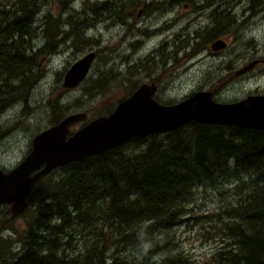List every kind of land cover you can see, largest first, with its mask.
I'll use <instances>...</instances> for the list:
<instances>
[{
    "label": "trees",
    "instance_id": "trees-1",
    "mask_svg": "<svg viewBox=\"0 0 264 264\" xmlns=\"http://www.w3.org/2000/svg\"><path fill=\"white\" fill-rule=\"evenodd\" d=\"M67 1L61 0L62 8ZM21 2L19 18L9 23L0 18V111L27 99L40 61L54 52L59 40L69 46L84 40L79 33L69 34L76 30L69 18L63 22L71 30L61 32L58 40L62 22L50 18L43 43L37 45L38 20L30 21L28 33ZM29 3L32 9L38 2ZM119 3L106 0L95 10L119 8ZM0 11L7 14L3 7ZM105 83L100 76L90 90L101 93ZM122 100L98 115L110 113ZM50 105L53 125L64 117L67 105ZM223 184L234 185L236 197L216 219L222 247L206 264H264V131L196 122L132 137L42 178L22 214L31 213L24 230L16 240L0 233V264H198L169 248L170 231L186 215L185 203L194 199L195 188Z\"/></svg>",
    "mask_w": 264,
    "mask_h": 264
},
{
    "label": "rangeland",
    "instance_id": "rangeland-1",
    "mask_svg": "<svg viewBox=\"0 0 264 264\" xmlns=\"http://www.w3.org/2000/svg\"><path fill=\"white\" fill-rule=\"evenodd\" d=\"M2 1L8 2V0H0L1 6ZM60 1H45L41 8L35 9L36 11L41 9L39 14L33 12L35 7L32 8L30 19L27 20L29 21L27 30L31 33L30 21L38 20H35L38 27L34 30V43L37 45L43 43L42 33L45 31L43 30L45 21L50 18L62 22L61 30L57 34L58 40L64 35L60 34L61 32L70 29L69 25L64 27L66 21L63 22L68 18L76 29L74 33L71 31L69 34L75 36L79 33L84 40L76 41L72 46L59 40L54 52L47 59L40 61L36 69L37 74L28 90L27 99L25 101L17 99L16 102L0 111V169L4 171H9L16 166L30 151L33 137L52 125L50 104L54 102L67 105L64 116L83 112L91 120L108 109L111 104H115L117 100L129 96L142 82H149L162 73L164 68L173 67L176 61H181L182 69L181 64H178L175 68V76L170 80L169 86L164 88V95L171 99H165L159 94L161 99L158 100L161 102L180 101L181 98L195 92L198 87L213 88L216 81L215 74H218V77L228 72L231 74L232 65L243 64L253 58L264 59V21L262 22L264 12H260L258 16L251 19L252 28H249L245 35L234 33V28L226 25L223 38L228 42L227 48L217 54L211 53L209 47L207 50L201 49L204 59L191 68H183L188 61L191 63L196 59L182 61L185 52L191 51V48H197V43L201 40L198 42L197 39L192 40L190 34L185 35L186 30H183L185 24L181 21L174 27L176 36L169 34V29L166 34L153 36L150 40H147L145 36L137 35L134 29L142 33L145 28L156 26L151 16L136 18V11L144 5L145 0H137L140 6L136 9L134 16L128 20L127 26H121L116 16L119 15L120 3L119 8L116 5L108 7L105 5L103 9L95 10V5L99 6L106 0H68L67 5H70L72 9H64ZM36 5L38 6V3ZM210 10L209 7L204 9V14L199 20L200 26L204 28L210 22L207 15ZM175 12L164 15H171L172 25L180 19L186 20V16L175 17ZM39 15H45L47 18L40 20ZM238 18L242 20L240 16ZM223 20L229 24V20L225 18ZM125 32V38L120 39ZM151 32L150 30L146 33ZM70 35L65 36L71 38ZM29 38H27L28 43L32 41V37ZM135 38L141 43L138 42L131 46L130 43L135 41ZM164 40L168 41V46H164V51L170 53L171 58L168 63L160 58L167 53L159 55L155 50L161 47ZM212 41L204 40L202 43L209 46ZM90 51L96 54L86 78L74 88H64L62 82L65 72L77 59ZM174 53L175 59L173 58ZM237 54L242 57H237ZM246 58L248 59L244 61ZM227 65L230 67L226 68ZM138 67H143L145 70H138ZM133 69L137 73L130 77V71ZM100 76L106 82L103 85V92L93 93L94 91L90 89L96 85V80ZM199 76H201L200 81H198ZM256 90L264 93V65L259 66L242 79L232 82L228 87L223 85L222 91L214 89V99L219 102L235 101ZM160 93L163 94V91L161 90ZM76 100L78 104L73 105ZM84 123V121L77 122L72 130L79 129ZM233 188L234 185L231 184H223L215 188L207 185L195 188L194 199L185 203V208L188 209L185 212L186 215L170 231L172 242L168 243L169 248L193 258L198 264H206L215 251L222 247L223 234L219 229L220 226H217L216 219L222 216L221 210L224 206L236 197H234ZM227 189H230V192ZM6 206H0V233L4 237L16 240L17 234L24 230L29 221L31 213L11 218L9 215L5 216ZM15 243H12L14 250L17 247ZM73 252L76 253L75 250Z\"/></svg>",
    "mask_w": 264,
    "mask_h": 264
},
{
    "label": "water",
    "instance_id": "water-1",
    "mask_svg": "<svg viewBox=\"0 0 264 264\" xmlns=\"http://www.w3.org/2000/svg\"><path fill=\"white\" fill-rule=\"evenodd\" d=\"M216 43V44H215ZM214 46H224L218 40ZM95 58L90 51L65 72L62 86L71 89L86 77ZM251 62L237 73L251 68ZM153 85H140L114 109L99 115L72 132L74 124L86 121V113L64 116L56 124L37 133L28 154L11 170L0 169V205L7 204L10 215L17 216L29 206L33 186L54 169L116 147L132 137L162 134L189 122L235 126L264 131V95L219 102L210 91L193 93L180 101L164 104L154 99Z\"/></svg>",
    "mask_w": 264,
    "mask_h": 264
},
{
    "label": "flooded vegetation",
    "instance_id": "flooded-vegetation-1",
    "mask_svg": "<svg viewBox=\"0 0 264 264\" xmlns=\"http://www.w3.org/2000/svg\"><path fill=\"white\" fill-rule=\"evenodd\" d=\"M18 1H22L20 3V5L22 6V10L24 12L23 18L28 17V18H26V20L30 19V13H32V9H31V7L29 8L28 5L30 4L29 2L31 0H11V2H10V0H8L7 3L5 1H2V6L0 5V7H5L4 9L7 11L6 15H8V16H6L2 11H0V18L2 20H8V23H9L10 19L15 20L16 19L15 17L19 18ZM35 1L38 2V6L37 5L35 6L33 12L35 11V14H39V13H41V9H39L37 11L35 9L41 8L43 6V3L47 0H35ZM139 6H140V2H138L137 0H120V10H119V18L118 19L120 21L119 23L121 26H127L128 25L127 24L128 20L134 16L135 11ZM207 7L211 8L209 13L207 14L209 16L210 22L208 23L207 27L204 28V27L200 26L199 20L202 18L203 14H204V9H206ZM15 8L18 9L17 10L18 16H15L13 14L15 12L14 11ZM66 8L69 9V8H71V6L67 5ZM174 11H176L174 13L175 17L186 16V20L180 19V20H178L177 23L175 22V24L172 25L173 19L172 20L170 19L171 15H167V16H164V15L169 14V13L174 12ZM260 12L261 13L264 12V0H216V1L204 0L202 2L196 1V0H145L144 5L141 8L137 9V11H136V18L143 17L145 15L151 16L152 19L155 20L156 26H154L153 28L147 27L143 30L142 33H140V31L137 29H134L133 31H135V33L137 35L145 36L147 38V40H150V39H152L151 37H153V36H160V35H163L164 33L166 34L168 29H169V32H168L169 34L170 33L175 34L174 27L176 26V24H178L179 21L184 22L185 25H184L183 30L184 29L186 30L185 35L190 34L192 40L197 39L198 42H200V40H201L200 43H197L198 44L196 46L197 48L194 47V48H191L192 49L191 51L185 52V55L182 59V61L183 60L188 61L189 59H195L196 58L195 60L191 61V63H189V61H188V63L183 66V68H191L194 65H196L200 60L204 59V54H202L201 49L207 50L209 47V50L211 51V53L217 54V53H221L223 50H225L227 48L228 42L225 41V38H223V36H224L223 31H224V29H225L224 27L226 25H228L231 28H234V33H236V34L242 33L243 35H245L246 31L249 28H252L251 26L253 23L251 22V19L255 18L256 15L258 16ZM238 16H240V18H242V20H240L238 18ZM39 17L41 18L40 20L47 18L45 15H39ZM42 17H44V18H42ZM223 18H225L227 21L229 20V24H226L225 21L223 20ZM263 21H264V18L262 19V22ZM150 30L152 31L151 33H146L147 31H150ZM133 31H132V33H133ZM189 31H191V32H189ZM125 35H126V32L120 39H124ZM175 36H176V34H175ZM134 40L135 41H132V43H130L131 46H133L134 44H136L138 42L141 43V41L138 40L137 38H135ZM161 40L159 42H161ZM204 40H207V41L213 40V41L210 43L209 46H206L205 44L202 43V41H204ZM218 40H221L222 42H224L225 45L224 46H221V45L214 46V43ZM126 42H129V41L126 40ZM164 46H168L167 40L162 41L161 47L155 49L156 52L159 53V55H161V53H167L166 51H164ZM137 48H139V45H137ZM183 48H185V47H183ZM96 51H98V49H96ZM236 56L242 57L240 54H237ZM174 57H176L175 53H174L173 58ZM160 58H161V60H164L166 63H168V60L171 59L170 53H167V55H164V56H160ZM247 59L248 58H246L244 61H246ZM180 62L181 61H176L173 67L167 68V69L164 68L162 70V73H160L158 76L153 78L151 81L142 82L140 85H142V84L153 85L155 87L154 96H153L154 99H157V100L161 99V98H159V94L163 95V98H165V99L168 98L164 95L165 94L164 88H167L169 86L170 80L175 76V74H176L175 68L178 67L177 66L178 64H181V69H182V63H180ZM251 62H255L251 68H249L245 72L237 75L238 71H240L243 67H245L246 65H248ZM261 65H264V59L263 58H253V59L246 61L243 64L237 63L236 66L232 65L231 70L232 69L233 70H232L231 74H229V72L224 73L220 77H218V74H215L216 81L214 82L215 84H214L213 88L204 89L203 87H198L195 90V92L202 91V90L210 91L212 93V96L214 99V89L222 91L223 85L228 87L232 82L242 79L243 77L247 76L248 74L253 72L255 69H257ZM229 67H230L229 65L226 66V68H229ZM139 69L145 70V68H143V67H140ZM135 72L136 71H134L133 73H135ZM133 73L131 72L130 77L132 76ZM200 80H201V76H199L198 81H200ZM139 86H137L136 89ZM136 89H134L133 92ZM161 90L163 91V94L160 93ZM195 92H193V93H195ZM193 93H191L190 95H192ZM190 95H187L181 99H185ZM248 95H264V93L258 92V90H256L255 92H249L248 94H246L241 99L245 98ZM129 96H127V97H129ZM126 98H124V99H126ZM168 99H171V98H168ZM238 100H240V99H238ZM159 102H161V101H159ZM174 102H177V101H173V102H169V103H165V102H161V103L170 104V103H174ZM89 120L90 119H87L86 121H84L85 122L84 124H86ZM28 198H29V196H28ZM28 203H29V200H28ZM3 205H7V204H3ZM28 208H29V206H28ZM22 214H20V215H22ZM20 215H17V216H20ZM9 216L11 218L16 217V216L10 215V208H9Z\"/></svg>",
    "mask_w": 264,
    "mask_h": 264
},
{
    "label": "bare ground",
    "instance_id": "bare-ground-1",
    "mask_svg": "<svg viewBox=\"0 0 264 264\" xmlns=\"http://www.w3.org/2000/svg\"><path fill=\"white\" fill-rule=\"evenodd\" d=\"M12 5H13V4H12ZM98 22H99V21H98ZM94 59H95V58H94ZM90 67H91V66H90ZM89 70H90V69H89ZM88 72H89V71H88ZM87 74H88V73H87ZM238 74H239V73H237V75H238ZM86 76H87V75H86ZM85 78H86V77H85ZM85 78H84V79H85ZM79 84H80V83H79ZM2 87H3V86H2ZM2 89H3V88H2ZM87 116H88V115H87ZM76 130H77V129H76ZM74 131H75V130H72L71 133H73ZM122 143H123V142H122ZM120 144H121V143H120ZM60 167H61V166H60ZM36 184H37V183H36ZM36 184H35V185H36ZM1 205H3V204H1ZM1 205H0V206H1ZM21 214H22V213H21Z\"/></svg>",
    "mask_w": 264,
    "mask_h": 264
}]
</instances>
